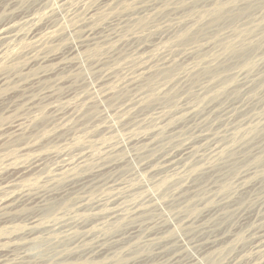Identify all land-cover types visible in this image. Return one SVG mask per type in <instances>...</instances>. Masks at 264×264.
<instances>
[{
  "label": "bare ground",
  "instance_id": "1",
  "mask_svg": "<svg viewBox=\"0 0 264 264\" xmlns=\"http://www.w3.org/2000/svg\"><path fill=\"white\" fill-rule=\"evenodd\" d=\"M7 1L9 3L6 4L4 10L1 9L0 15L11 12L12 8L17 6L19 0ZM80 1L85 2L84 0ZM244 1L249 2L246 9L242 10V16H244L242 22L245 23L241 24L244 27L224 25L209 33L212 37L208 41H214L212 46L215 45V47L219 46L220 48V53L217 52L218 54L215 56L210 51L212 49L209 50L210 52L206 51L209 49L208 46H205L206 43H204L206 50L203 48L204 46L200 47L199 50H195L199 47L197 43L201 46L199 41L196 40L197 37L191 39V41L187 39L186 35L190 32L195 34L197 32L207 33L202 26L207 22L209 16L210 20L216 21L229 15L231 12H229L228 5L233 0H215L199 15L185 20L180 18L178 25L174 21L176 22L175 26H179V31H175L177 34L175 33L170 41L174 44L177 43V45L179 43L196 44L197 46L195 45L196 48L194 49L196 57L194 55V57H190L187 53L189 51L186 52L187 54L183 53L184 55L172 57H170V53V56L165 53L162 54V51L159 53L161 55L158 59L155 60L157 64L153 65V69L151 67L147 73L144 70L145 76L143 75L142 78L140 74H137L136 77L133 73L134 77L130 78L126 74L128 78H124V80L122 78L123 82H119L117 86L108 85L110 84L109 79L112 78V74L111 78L106 76L108 72L106 61L110 59L108 54L103 55L104 57H100L95 62L93 61L94 63L91 62V57V61L88 59L91 62L89 63V72L92 76L95 75L101 64L102 68L106 67L107 69L106 74L102 72L105 75L102 77L103 79L98 74V77L96 75L97 79L93 78V82L95 81L97 85L95 83L91 84L95 85L92 89L88 85L85 86V90L82 88L76 89V86L78 88V85H80L77 84L74 87L72 86L76 91L73 92L72 90L71 93L69 92L71 89L69 91L67 89L66 94L63 96L61 94L63 101L57 100L60 99L58 95L56 96L58 98L55 99V92L57 90L60 92L61 87L71 83L72 77L75 80V73L77 74V71L80 72L84 67L79 62L80 59L77 61L75 56L82 52L87 56L91 47L94 46L93 48L98 49L99 45H106L115 40L116 34L113 31L110 32L111 30L109 31V25L98 23L103 26L101 31L86 28L81 33L83 35H80L78 40L76 39V43L72 42L73 44L70 47L67 46L69 49L67 48L68 51L65 54L61 52V54L55 53L48 57L38 56L27 69L31 71L30 73H33L32 69L35 68L40 71L37 70V75L33 78L30 77L32 79L29 78L30 74L28 73V80H30L27 84L25 80V85L23 81L19 80L23 85L21 84V87H19L16 84L19 88L14 87L17 90L16 92L12 90L13 95L8 89L9 93L4 89L10 96L6 98L4 92L5 99H0V112L7 110L15 113L14 109L20 107L29 116L25 118L21 115L17 121L14 118L15 122L11 121L13 124L7 129L5 127L0 128V156L4 153V151L2 153V150L5 147L11 148L15 142L21 140L20 143L25 144L26 140L33 137L37 138L40 135L42 136L41 133H46L49 126L46 125L47 128L43 127V123H41V126L40 122L36 124V119L39 116L40 120L41 117H47L46 113L50 114L48 119L52 117L51 115L54 117V121H50V123L54 122L53 126L52 124L48 125L52 129L51 133L56 135L51 134L55 141L61 134L62 139L63 134H72L68 138L65 137L67 139L70 137V141L75 142L74 145H78L77 148H79L75 151L67 149L73 145V143L68 144V142L69 146L62 148L61 144L65 145L66 142L63 139L64 142L60 144L62 147L59 145L62 149L60 148L55 152L56 148L53 146L55 148L53 153H45V155L42 153V149L46 148L47 143L51 147L50 142L45 140L46 145L39 147V144L35 143L33 138L31 141L33 140L38 147L34 144L36 148L31 146L30 149L29 144H31V141L27 143V147L22 145V149L20 148L21 145L17 146L16 144L20 148L19 150H22L21 153L23 154L21 156L18 154L21 158L17 157V154L15 157V153H13L14 157L11 156L10 158L9 153L7 155V158H10L9 163H3L4 161L0 160V264H264V186L262 184L264 182V100L263 103L256 102L259 101L258 98L255 101L257 95L264 94V70L262 72L261 67L260 71L262 73H257V67L255 74L252 75L251 72V75L249 73V76L245 75V70H254L256 61L260 60L264 63V40L259 39L260 35L258 36V34L263 35L264 32V13L262 12L263 15L261 14L259 22L258 17L254 18L257 14L254 15L248 11L251 1ZM126 2L125 0H117L113 3L122 7L120 9L119 6L116 7L117 10H120V14L131 6L129 4L133 0L129 4L128 0ZM137 2L135 5H137ZM139 2L138 5L141 6ZM153 2L152 4H155ZM143 3L144 6L145 3ZM161 3L159 4L162 5L163 3ZM27 4L29 3L27 2ZM107 4L113 6V4ZM4 5L2 3L0 7ZM98 5L100 4L98 3ZM23 8L26 10L25 7ZM78 8L80 9L79 6ZM97 8L98 6L91 9L89 13L95 10V12L100 11ZM146 8L148 9V7ZM152 8L150 7V11ZM29 9L31 10L30 7ZM113 9L114 7L111 10ZM164 9L166 10V8ZM115 10H113L114 13ZM161 10L158 9L157 11L161 13ZM101 11L103 12V10ZM101 11L100 15L97 13L96 20L91 21V24L101 20ZM154 11L156 10L154 9ZM105 12L108 13L106 9ZM113 15L111 14L112 17ZM119 16L115 15L114 18ZM135 16L137 17V15ZM71 17L72 15L70 19ZM121 17L116 20H120ZM150 17L152 18V16L146 18L150 20ZM114 18L113 20H115ZM25 19L23 18L24 21ZM89 19L91 18L88 17L86 20L89 22ZM110 19L108 18V20ZM133 19L135 18L133 17ZM11 20L0 26V71H13L12 73L18 74V72L22 73L24 71H20L18 65L12 66V64L6 65V63H9L11 59L12 62H18L21 59L20 54L27 47L28 37L23 35L22 31L18 29V25L14 21L15 24L11 22ZM128 20L131 21L129 18ZM143 20L138 19V25L143 23ZM124 21L123 25H126ZM132 22H130V25ZM87 23L83 22L81 24ZM167 24L168 22L166 26ZM69 25H71V22ZM82 25H79L78 28ZM138 25L137 27H139ZM145 25L147 24L145 23ZM47 26V24H44V29ZM161 26L160 24L158 28ZM43 27L37 30L31 28L29 36L37 38V41L38 37L42 39L44 37V40L47 39L45 38V31L42 30ZM114 27L113 29H115ZM62 28L64 29V27ZM100 28L101 26L98 29ZM117 28H120V25ZM152 28L154 29V27ZM53 29L51 32H54ZM56 29L58 30L59 27ZM148 30L146 31L148 32ZM77 31H73V34L77 35L78 33H75ZM134 31L136 32V30ZM146 31H143V33H146ZM55 32L54 35H52L53 33L50 35L48 32L47 35L55 37ZM169 32L171 33V31ZM129 35L131 34L129 33ZM256 36L259 40L252 41L251 38ZM135 38L136 36L134 40ZM164 38H162V44L166 43ZM131 39L133 38L131 37ZM118 42L120 41H117L120 46ZM135 44L130 45L133 47ZM37 45L39 46V44ZM61 45L64 48L66 47V44ZM124 45L127 46L125 43ZM141 45L139 44V46ZM185 45L180 46V48L183 49ZM174 46L172 45L173 49H175ZM9 49L11 50L7 53ZM99 49L98 51H100ZM58 51L61 50L58 49ZM39 53L37 51L36 54ZM132 53H129V56ZM239 53H243V55ZM41 54L43 55V53ZM142 54L140 52L138 55ZM98 56L96 55V57ZM148 56H151V54ZM34 57L36 56L34 55ZM119 57L120 60L118 61H121L122 58ZM227 57L228 59L230 57L239 58L240 62L237 61L239 65H223ZM195 58L201 59V62L206 65L201 68L199 66L198 70L195 65L194 70H192ZM154 59H152L153 64L155 63ZM5 60L7 61L4 62ZM113 60L109 61L113 63ZM142 60L144 62V59ZM22 61L25 60L21 59L19 62ZM146 62L148 64V60ZM122 64L120 65L123 67L124 65L127 66L126 63ZM139 64L141 65V63ZM118 67L122 68L121 66ZM236 68L238 70L233 72ZM133 69L135 70V67ZM143 69L141 70L143 71ZM129 70L131 71V68ZM139 70L140 68L137 69V71ZM81 73L83 72L81 71ZM112 73H115V70ZM141 73L143 74V72ZM78 74L80 75V73ZM200 74L209 77L207 78L209 81L203 80L202 84L195 86L202 79H200ZM118 75L117 72L116 77ZM18 76L15 79H19ZM65 76L67 78H64ZM92 76L90 79H92ZM6 77H0V91L8 82H6L8 78ZM82 79L84 80V78ZM10 80L12 81V78ZM184 81L187 89L191 92H188L184 86L179 87ZM115 82H117V79ZM87 83H89L88 80ZM68 86H71V84ZM183 96L187 99H184ZM141 97H143L142 101ZM191 98L193 101H191ZM252 101L256 103L253 104ZM51 119L53 120V118ZM42 120L44 121V119ZM141 128L143 129L141 130ZM119 129L122 130V136H115V134L114 136H107V134H113ZM49 136L48 134L47 137ZM258 137L263 140L260 141V139H257ZM58 143L60 142L58 141ZM15 152L18 151L15 149ZM27 211L30 212L28 215H21L23 212L28 213Z\"/></svg>",
  "mask_w": 264,
  "mask_h": 264
},
{
  "label": "rangeland",
  "instance_id": "2",
  "mask_svg": "<svg viewBox=\"0 0 264 264\" xmlns=\"http://www.w3.org/2000/svg\"><path fill=\"white\" fill-rule=\"evenodd\" d=\"M3 1V2H2ZM29 3V4H27V2ZM67 2V3H64V2ZM85 2H83V1H80V0H69V2H68V0H62V2H61V0H19L18 1V3H17V6H15V7H13L12 9V11L11 12H8L6 15H0V26L1 25H3V24H5V23H8L10 20H11V18H13L12 20H11V22H15L16 23V25H18L17 27H18V29L20 30V31H22V33H23V35H27L26 37H28L27 39H28V42H26L27 43V47L22 51V53L20 54V56H21V59H23V60H25V61H22V62H19V61H21V59L17 62V61H15L16 62V64H15V62H12V59H11V61L9 62V63H6V65H11L12 64V66H15V65H18V67L20 68V71L21 70H23L24 72H18V74L16 73H12L13 71H5V70H2V71H0V77H6L7 79H6V82L8 83V85H7V83L5 84V86L3 87V88H1L2 90V93H1V91H0V94H1V98L0 99H5V95L7 96L6 98H8L10 95L8 94L9 92L11 93V95H13L14 94V92H16V90L19 88V87H21V84L22 83H20V81L19 80H21V82L23 81V84L25 85V83L27 84V82H29V80L30 79H32L34 76H36L37 75V70H39V69H32L33 70V73H30L31 71H29L28 69H27V67H29V65L31 64V62H33L34 60H36L37 58H38V56L39 57H42V56H44V57H48V56H52V55H54L55 53H59V54H61V52H62V54L64 53H66L68 50H67V48L69 49V47L73 44V43H76L77 42V40H78V38L80 37V35L82 36L83 34H81L82 32H84V30L86 29V28H88V29H92V30H99V31H101L102 30V28H103V26L102 25H109L108 26V28H109V31L110 32H112L113 31V33L114 34H116V38H115V40L113 41V42H109V43H107L106 45H99L98 46V49L101 51H98V49L97 48H93V47H91V50H88L87 52H88V54H87V56H86V54L84 53L83 54V52L82 53H79L77 56H75V58H76V60L78 61L79 59V62H81L83 65H84V67H82V69H81V71L83 72V73H81V71L79 72V71H77L78 73H80V75L77 73H75V75H76V77H75V80H74V78L72 77L71 78V83H69V84H67V85H65V86H63V87H61V91L59 92L58 90H57V92H55V99L56 98H58V97H60V99L58 98L57 100H59V101H63V97H61V94H62V96L64 95V94H66L70 89V91L69 92H71L72 93V90H73V92H74V90L76 91V89H79V88H82V89H86V87H87V85H88V87L90 88V86H91V88L90 89H92L95 85H97L96 83H95V81L93 82V80L96 78V75H97V77L99 76L101 79H103L102 77H104L105 75L104 74H106V72H107V69H108V72H107V75L106 76H111V74H112V78H114L113 80H112V78L111 79H109V81H110V84H108V85H113V86H117L118 84H119V82H123V80H124V78H130V77H134V76H138L139 74L141 75V78L143 77V75H144V72L146 71V73L148 72V70H150V68L152 67V69H153V65H156L157 63V61H155L156 59H158V57L161 55V54H159L160 52H162V54H166V55H168V56H170V54H171V56L170 57H172V56H175V55H184L187 51H189V52H187V53H189V55H190V57H194L195 56V53H196V51H194V49L196 48V46L198 45L199 47L198 48H196L195 50H199L200 49V47L202 48L205 44L204 43H206V47L208 46V48L209 49H207L205 46L203 47V48H205V50L206 51H209L210 49H212V50H210L211 52H212V54L215 56V55H217L218 53H220V48H219V46L218 47H215V45H213L212 46V44H214V41H208L209 40V38H211L212 37V35H210L209 33H211V32H213V31H215V30H217V29H219V28H221L222 26H229V27H241V26H243L242 24H244L245 22L243 21L242 22V20H243V18H244V16H242L243 14H242V10H244V9H246V5H248V3L249 2H245L244 0H233V2L232 3H230L228 6H229V12H231V13H229V15H226V16H223V18L222 19H220V20H210V16H209V19L208 20H210V21H208L207 20V22L202 26V28H204V29H206V31H207V33L205 32V33H201V34H203L202 36L200 35V33L199 32H197L196 34L195 33H193V32H190V33H187V35H186V37H187V39L188 40H191V39H193V38H196L197 37V39L196 40H198L199 41V43L201 44V46L197 43V45L196 44H194V43H192V44H189V43H185V44H178L177 45V43H173V42H171L170 41V39L173 37V35H175V31H179V29H178V27L179 26H175V24H176V22H177V25L179 24V22H178V20L181 18V19H187V18H190V17H193V16H197V15H199L202 11H204V10H206L207 8H208V6L209 5H212V3H213V1H215V0H160V2H159V0L157 1H155V2H153L152 0L150 1V0H145V1H142V0H140V2H139V0H133V2H132V0H128V4L129 3H131V4H129V6L130 7H128V8H126V10L124 11V13H119L120 12V10H117L118 8H116V7H118L119 5H116V3L115 4H113L115 1L117 2V0H90L89 2H88V0H84ZM113 1V2H112ZM119 1V0H118ZM127 0H125V2H126ZM139 2V4H141V6L140 5H138V2ZM142 1V2H141ZM163 1V2H162ZM224 1H226V0H224ZM251 2V4L249 5V13L251 12V13H253L254 15H256V16H254V18L256 17H258V21L260 22V18H261V16L263 15V13H264V0H250ZM31 2V3H30ZM55 2H57V3H55ZM59 2H61L62 4H63V6H61L62 4L60 3L59 4ZM80 2H82V3H80ZM96 2V3H95ZM101 2V3H100ZM103 2H105L104 4H102ZM136 2H137V5H135L136 4ZM145 4H144V3ZM149 2H151V3H149ZM152 2L153 3H157L156 5L155 4H152ZM161 3L162 5H160L159 3ZM166 2H170L169 4L168 3H166ZM2 3L3 4H5L4 6H2V7H0V12L2 11V10H4L5 8H6V4H8L9 2L6 0H0V5H2ZM26 4V6H24V4ZM34 5H33V4ZM50 3V4H49ZM55 3V5H53ZM88 3V4H87ZM95 3V4H94ZM98 3L100 4V5H98ZM107 3H110V4H113V6H112V8L114 7V9L113 10H115V13H114V11L113 10H111L112 8H111V6L109 5V4H107ZM127 3V2H126ZM142 3L144 4V6L142 5ZM23 6V7H25L26 8V10L21 6V5ZM38 4V5H37ZM57 4V5H56ZM60 5V7H59V5ZM149 4H151V5H149ZM27 5H28V7H27ZM83 5V6H82ZM104 5V6H103ZM106 5H107V7H106ZM135 5V6H134ZM149 5V6H148ZM154 7H153V6ZM165 5V6H164ZM168 5V6H167ZM22 8H21V7ZM34 6V7H33ZM58 6V7H57ZM78 6L80 7V9L78 8ZM93 6H98V8H97V10L98 9H100V11L101 10H103V12L101 11V14H102V18H104V19H102L101 18V20H102V22H101V20H99L98 22H93L92 24H91V21H95L96 20V17L98 16V15H100V11L98 12H91L92 14H93V16H92V14L91 13H89V11H91V9H93V8H95V7H93ZM103 6V7H102ZM158 6V7H157ZM161 6V7H160ZM166 8V10L163 8ZM19 7V8H18ZM29 7L31 8V10L29 9ZM37 7V8H36ZM42 7H43V10H42ZM56 7V8H55ZM74 7H75V9H74ZM90 7V8H89ZM92 7V8H91ZM100 7V8H99ZM134 7V8H133ZM140 7H141V9H140ZM146 7H148V9L146 8ZM150 7L152 8L151 9V11H150ZM157 7V8H156ZM160 7V8H159ZM170 7V8H169ZM17 8H18V10H17ZM51 8V9H50ZM53 8V9H52ZM72 8V9H71ZM84 8V9H83ZM104 8V9H103ZM108 8V9H107ZM120 8H122L121 6H119V9ZM137 8V9H136ZM146 8V9H145ZM168 8V9H167ZM2 9V10H1ZM17 11H16V10ZM24 9L25 10V12H23L22 10ZM29 9V10H28ZM34 9V10H33ZM77 9V10H76ZM105 9H106V11L108 12L107 14H106V12H105ZM132 9V10H131ZM136 9V10H135ZM154 9L157 11L158 9L159 10H161V13L160 12H156V11H154ZM20 10V11H19ZM36 10V11H35ZM58 10V11H57ZM60 10V11H59ZM71 10H73V11H71ZM76 10V11H75ZM81 11L80 13L78 12V11ZM88 11V13H87V11ZM109 10H111V12H113V13H111V12H109ZM134 10V11H133ZM138 10H139V12H138ZM149 10V11H148ZM164 10V11H163ZM22 11V12H21ZM30 11V12H29ZM70 11V12H69ZM131 11V12H130ZM141 11H143V12H141ZM147 11H148V13H147ZM16 12V13H15ZM20 12V13H19ZM34 12V13H33ZM43 14H41V13ZM48 13V14H45V13ZM65 12V13H64ZM75 12V13H74ZM77 12V13H76ZM121 12H123V10H121ZM146 12V13H145ZM156 12V15L154 14ZM260 12V13H259ZM263 12V13H262ZM11 13H12V15H11ZM30 13V14H29ZM35 13H37L36 15H35ZM73 13V14H72ZM95 13V14H94ZM97 13H99L98 15H97ZM103 13H105L104 14V16H103ZM117 13V14H116ZM129 15H128V14ZM135 13V14H134ZM136 13H139V14H136ZM256 13V14H255ZM258 13H259V16H258ZM14 14V15H13ZM18 14H19V16H18ZM22 14H25V15H22ZM30 16H29V15ZM57 14V15H56ZM60 14H62V15H60ZM89 14V15H88ZM90 14H91V17H90ZM111 14L113 15V14H115L116 16H119V15H121V16H126V17H124V20H123V17H121V16H119V17H115L114 18V16L115 15H113V17L111 16ZM124 14V15H123ZM141 14H142V16H145V17H142L141 16ZM144 14V15H143ZM152 14H154V15H152ZM262 14V15H261ZM8 15H10V16H8ZM46 15V16H45ZM58 15H59V17H58ZM72 15V17H71V19H70V16ZM74 15V16H73ZM76 15H78V16H76ZM86 15V16H85ZM97 15V16H96ZM110 15V16H109ZM131 15H132V18H131ZM135 15H137V17L135 16ZM141 17H140V16ZM147 15V16H146ZM249 15H251V14H249ZM3 16V17H2ZM12 16V17H11ZM26 17V19H25V17ZM27 16H29L28 18H27ZM36 16V17H35ZM64 16V17H63ZM66 16V17H65ZM149 16H152V18L150 17L149 19L150 20H148L147 18L149 17ZM155 16V17H154ZM6 17H8V18H6ZM14 17H15V19H14ZM21 17H23L24 19H25V21L23 20V18H21ZM41 17V18H40ZM43 17H44V20H43ZM46 17V18H45ZM55 17H56V19H55ZM80 17V18H79ZM82 17V18H81ZM89 17V18H91V19H89V22L86 20L87 18ZM93 17V18H92ZM121 17V19L120 20H116V19H119ZM133 17L136 19H133ZM147 17V18H146ZM154 17V18H153ZM20 18V19H19ZM33 18V19H32ZM65 18H67V19H65ZM79 19L78 21L76 20L75 21V19ZM107 18V19H106ZM108 18L110 19V20H108ZM113 18L115 19V20H113ZM126 18V19H125ZM128 18L131 20V21H129L128 20ZM173 18H174V20H173ZM176 18V19H175ZM3 19V20H2ZM5 19V20H4ZM9 19V20H8ZM19 19V20H18ZM21 19H22V21H21ZM48 19V20H47ZM83 19V20H82ZM93 19V20H92ZM133 19V20H132ZM143 20V19H145V20H143V23L145 22L147 25H145V23L143 24V23H141L140 25H138V22H137V20ZM147 19V20H146ZM151 19H153V21H151ZM171 19H172V21H173V23H172V21H171ZM7 20H8V22H7ZM52 20V21H51ZM86 20V21H85ZM105 22H104V21ZM107 20V21H106ZM111 20H112V22H111ZM122 20V21H121ZM166 20H168V21H166ZM38 21V22H37ZM43 21V22H42ZM48 21V22H47ZM49 21H50V23H49ZM67 21V22H66ZM74 21L76 22V24H77V26H76V24L74 23ZM81 21V22H80ZM113 21H115V22H113ZM123 21L124 22H126V25H123L124 23H123ZM129 21V22H128ZM134 23H133V22ZM136 21V22H135ZM174 21H176V22H174ZM181 21H183V20H181ZM223 21V22H222ZM13 22V23H14ZM22 22V23H21ZM35 22H37L36 24H35ZM41 22V23H40ZM53 22V23H52ZM63 22V23H62ZM71 22V25H69V23ZM73 22V23H72ZM83 22H85V23H87V24H84V25H82L83 24ZM107 22H109V23H107ZM111 22V23H110ZM130 22H132L131 23V25L133 26H131L130 25ZM148 22H150V23H148ZM152 22H154V23H152ZM164 22V23H163ZM168 22V24H167V26H168V28H167V26H166V23ZM14 23V24H15ZM19 23V24H18ZM56 23H58L59 24V26H58V24H56ZM79 23V24H78ZM82 23V24H81ZM99 23H101L102 25H99L98 24V26H97V24ZM114 23V24H113ZM118 23V24H117ZM135 23H136V26H135ZM172 23V24H171ZM242 23V24H241ZM39 24V25H38ZM44 24H47L48 26L44 29ZM90 24V25H89ZM96 24V25H95ZM112 24V25H111ZM117 24V25H116ZM151 26H149V25ZM160 24L162 25V26H164V27H159L158 28V26H160ZM174 24V25H173ZM227 24V25H226ZM40 25H41V27H40ZM50 25H51V27H50ZM64 25V26H63ZM74 27H73V26ZM79 25H82V26H80L79 28H78V26ZM119 25H120V28H117V27H119ZM127 25H129V26H127ZM137 25L139 26V27H137ZM154 25V26H153ZM157 27H156V26ZM171 25V26H170ZM173 25V26H172ZM240 25V26H239ZM35 26V27H34ZM40 28H42L43 27V29L42 30H44L45 31V38H47V39H45L44 40V37H43V39L40 37H38V41H37V38H31L30 36H29V34H30V32H31V28L33 29V30H37V29H40ZM61 26V27H60ZM71 27L70 29H69V27ZM83 26H85V27H83ZM91 26H93V27H91ZM101 26V28L100 29H98L99 27ZM114 26H116V27H114ZM121 26H122V29H121ZM125 26V27H124ZM127 26V27H126ZM142 26V27H141ZM149 27V28H144V27ZM166 26V27H165ZM175 26V27H174ZM38 27V28H37ZM57 27H59V29L57 30L56 28ZM62 27H64V29L62 28ZM96 27V28H95ZM98 27V28H97ZM113 27L115 28V29H117V30H115V29H113ZM124 27V28H123ZM152 27H154V29L152 28ZM156 27V28H155ZM173 27V28H172ZM177 27V28H176ZM244 27V26H243ZM48 28V29H47ZM50 28H54L53 30H54V32H55V30H56V32H55V37L54 36H51L50 37V35L52 34V35H54V32H51L52 31V29H50ZM66 28V29H65ZM76 30H75V29ZM78 28V29H77ZM112 28V29H111ZM126 28V29H125ZM131 28H132V30H133V33H132V30H131ZM134 28V29H133ZM140 28V29H139ZM142 28V29H141ZM162 28H164L163 29V31H162ZM166 28V29H165ZM72 29V30H71ZM80 29V30H79ZM82 29H83V31H82ZM118 29H120L119 31H118ZM127 29H129L128 31H126ZM148 30V32L146 31V30ZM156 29V30H155ZM170 29H172V30H170ZM174 29V30H173ZM229 29V28H228ZM230 29H233V28H230ZM32 30V31H33ZM47 30V31H46ZM50 30V31H49ZM59 30H60V32H59ZM64 30V31H63ZM78 30V31H77ZM108 30V29H107ZM115 30V31H114ZM131 30V31H130ZM134 30H136V32L134 31ZM142 30V31H141ZM165 30H166V32H165ZM71 33H70V32ZM73 31H77V32H75V33H78L77 35H75V34H73L74 32ZM81 31V32H80ZM108 31V32H109ZM143 31H146V33L144 32L143 33ZM169 31H171V33L169 32ZM48 32H49V34L50 35H47L48 34ZM58 32V33H57ZM98 32V31H97ZM117 32V33H116ZM134 32H135V34L137 33V35H135L134 34ZM161 33V34H158V33ZM173 32V33H172ZM228 32V31H227ZM255 32H257V31H255ZM63 35H62V34ZM80 33V34H79ZM129 33L131 34V35H129ZM142 33V34H141ZM167 33V34H166ZM199 33V34H198ZM59 34V35H58ZM66 34V35H65ZM104 34H106V32H104ZM119 34V35H118ZM128 34V35H127ZM141 35V37H140V35ZM163 34V35H162ZM165 34V35H164ZM171 34V35H170ZM177 34V33H176ZM204 34H205V36H204ZM208 34V35H207ZM69 35V36H68ZM100 35H102V34H100ZM142 35H144V36H142ZM160 35L162 36V38H164V36H166L164 39H165V41L164 42H166V43H164V44H162L163 43V40H162V38L160 39ZM170 37H169V36ZM196 35V36H195ZM210 35V36H209ZM260 35V36H259ZM48 36V37H47ZM61 36V37H60ZM74 36H76V37H74ZM78 36V37H77ZM136 36V38H135V40H134V37ZM159 36V37H158ZM168 36V37H167ZM200 36V37H199ZM258 36H259V39H262V40H264L263 38H264V32H263V35L262 34H258ZM258 36H256L255 38H251V39H253L252 41H257V39H258ZM262 36V37H261ZM60 37V38H59ZM74 37V38H73ZM121 37H122V39H121ZM131 37L133 38V39H131ZM138 37H140V38H138ZM142 37H143V39H142ZM202 37V38H201ZM205 37V38H204ZM54 40H53V39ZM57 38V39H56ZM63 38V39H62ZM156 38H158V39H156ZM167 38H168V40H167ZM200 38V39H199ZM205 40H204V39ZM27 39H26V41H27ZM31 39H33L32 41H35V42H32V41H29V40H31ZM35 39V40H34ZM42 40V41H40V40ZM50 39V40H49ZM74 39H75V41H74ZM77 39V40H76ZM127 39V40H126ZM129 39V40H128ZM159 39H160V43H159ZM256 39V40H255ZM258 39V40H259ZM44 40V41H43ZM56 40V41H55ZM65 41V43H64V41ZM73 40V41H72ZM122 40H124L125 42V44H127V46L126 45H124V43H123V41ZM141 40V41H140ZM157 40V41H156ZM203 40V45H202V43H201V41ZM46 41V42H45ZM60 41V42H59ZM71 41V42H70ZM116 41V42H115ZM117 41H120V42H118V43H120V46H121V48H120V46H119V44H117ZM122 41V42H121ZM129 41H131V42H129ZM137 41V42H136ZM167 41H169V42H167ZM192 41V40H191ZM32 42V43H31ZM50 42H51V44H50ZM55 42V43H54ZM63 42V43H62ZM68 42V43H67ZM73 42V43H72ZM115 42V43H114ZM141 42V43H140ZM155 42H157L159 45L157 46V43L156 44H154ZM207 42H209V43H207ZM31 45H30V44ZM35 43V44H34ZM49 43V44H48ZM54 43V44H53ZM58 44V45H55V44ZM136 43V44H135ZM142 44L141 46H139V44ZM167 43H170V44H167ZM37 44H39V46H41V47H39ZM43 44H45V45H47L46 47H45V45H44V47H43ZM61 44H63V45H65L66 47L64 48ZM68 44H70V45H68ZM109 44V45H108ZM112 44V45H111ZM113 44H114V46H113ZM129 44V45H128ZM130 44H135V45H133V47H134V49H133V47H132V45H130ZM146 44V45H145ZM151 44V45H150ZM152 44H153V47H152ZM194 44V45H193ZM211 44V45H210ZM29 45V46H28ZM52 45H54L55 47H53ZM118 45V47H116ZM165 45H167V46H165ZM170 45H171V48L173 49V47H172V45L174 46V48L176 49H173V50H170L171 48H170ZM183 45H185L184 46V51H182L183 49H182V47L180 48V46H183ZM191 45V46H190ZM192 45H193V47H192ZM31 46V47H30ZM34 46V47H33ZM38 46V47H37ZM63 47V50H62V47ZM67 46H69V47H67ZM101 46V47H100ZM103 46H104V48H103ZM111 46V47H110ZM113 46V47H112ZM131 46V47H130ZM138 46V47H137ZM143 46V49L141 50V47ZM150 47V49H149V47ZM160 46V47H159ZM164 46V48H162ZM217 46V45H216ZM29 47H30V49H29ZM49 49H48V48ZM51 47V48H50ZM123 47H126V48H129V49H126V48H124L123 49ZM137 47V48H136ZM140 47V48H139ZM147 47V48H146ZM156 47V48H155ZM166 47V48H165ZM177 47H178V49L179 50H181L180 52H182V53H180L179 52V50L177 49ZM186 47V48H185ZM188 47H189V49L191 50V52H193V53H191L190 52V50L188 49ZM32 48V49H31ZM42 48H43V50H42ZM45 48V49H44ZM46 48H47V51H46ZM93 48V49H92ZM108 48V49H107ZM117 50H116V49ZM120 50H119V49ZM144 48H146V49H144ZM214 48H215V51H216V53H215V51H214ZM218 48V49H217ZM35 49V50H34ZM39 49H40V53H39ZM54 49V50H53ZM58 49L59 50H61V51H58ZM104 49V50H103ZM123 49V50H122ZM151 49H153V50H151ZM155 49V50H154ZM164 49V50H163ZM188 49V50H187ZM11 49H9L8 51H7V53L10 51ZM52 50V51H51ZM65 50V51H64ZM102 50H103V52H102ZM105 50H106V52H105ZM131 52H130V51ZM144 50H148V52L146 53V51H144ZM167 50V51H166ZM175 50V51H174ZM27 51V52H26ZM36 51V52H35ZM37 51H38V53L39 54H36L37 53ZM44 51V52H43ZM50 51V52H49ZM58 51V52H57ZM94 51V52H93ZM107 51H109L108 53H107ZM120 51V53L122 54H120V53H118ZM122 51V52H121ZM125 53H124V52ZM127 51H129L128 52V54H126L127 53ZM139 51V52H138ZM144 51V52H143ZM153 51H155V52H153V54H152V52ZM159 51V52H158ZM166 51V52H165ZM168 51H170V52H168ZM209 51V52H210ZM24 52H26V53H24ZM31 52H33L34 53V55L36 56V57H34V55H33V53H31ZM52 52V53H51ZM86 52V53H87ZM92 52V53H91ZM99 52V53H98ZM105 52V53H104ZM114 52V53H113ZM134 54H133V53ZM141 52V54L142 53H144V54H142V55H138L139 53ZM151 52V53H150ZM173 52V53H172ZM177 54H176V53ZM215 54H214V53ZM218 52V53H217ZM30 53V54H29ZM41 53H43V55L41 54ZM45 53V54H44ZM95 53H98L99 54V56H98V54H95ZM129 53H132V54H130V56H129ZM138 53V54H137ZM149 53V54H148ZM168 53V54H167ZM170 53V54H169ZM184 53V54H183ZM186 53V54H187ZM26 54V55H25ZM48 54V55H47ZM105 54H108V58H110V59H108L107 61H106V67H107V69H106V67L105 68H102V66H101V64L99 65V67H100V69H98V73L97 72H95V75L93 74V76H92V74L89 72V63H91V62H95L97 59H100V57H102L103 55L105 56ZM109 54H110V57H109ZM116 54H117V56H118V59H117V56H116ZM118 54H120V55H118ZM151 54V56H148V55H150ZM154 54H157V55H154ZM173 54V55H172ZM239 54H242L243 55V53H239ZM7 55V54H6ZM23 55V56H22ZM89 55H90V58H89ZM96 55L99 57H96ZM113 55V56H112ZM131 55H132V57H131ZM135 55V56H134ZM145 55H147V57H145ZM152 55H153V57H152ZM194 55V56H193ZM19 56V55H18ZM80 56V57H79ZM103 56V57H104ZM119 56H121V61H118V60H120L119 58ZM123 56H125L126 58H124ZM138 56V57H137ZM142 56V58H140ZM30 57H33V58H30ZM86 57V58H85ZM91 57H92V61H91ZM95 57H96V59H95ZM113 57V58H112ZM116 57V58H115ZM135 57H136V60H135ZM143 57H145V58H143ZM149 57V58H148ZM196 57V56H195ZM35 58V59H34ZM83 58V59H82ZM112 58V59H111ZM115 58V59H114ZM127 58H128V60H127ZM131 58H133V60H131ZM155 58V59H154ZM237 57H230L229 59H228V57L225 59V61L223 62L224 64L223 65H226V66H230V65H235V66H238L239 65V58H237ZM28 59H29V61H28ZM31 59H33V60H31ZM85 59V60H84ZM91 61V62H89V60ZM114 59V60H113ZM125 59H126V61H125ZM139 59H140V61H139ZM142 59H144V62H143V60ZM152 59H154V64H153V60ZM210 60H211V58H209ZM26 60H27V62H26ZM84 60V61H83ZM109 60H113V63L111 62V61H109ZM123 60V61H122ZM142 60V61H141ZM148 60V64H147V61ZM152 62H151V61ZM7 60H5L4 62H6ZM86 61H88V62H86ZM118 61V62H117ZM129 61H130V64H129ZM189 61H190V59H189ZM237 61H239V62H237ZM12 62V63H11ZM27 64H26V63ZM30 62V63H29ZM84 62V63H83ZM93 62V63H94ZM108 62H111V63H109V64H107ZM117 62V63H116ZM138 62V64L139 63H141V65L139 64H136ZM146 63V64H143V63ZM151 62V65L149 64ZM193 62V61H192ZM201 62V59L199 60V58L198 59H196L195 58V61H194V64L192 65V66H194L193 67V69L192 70H194V68H195V65H196V67H197V70L199 69V68H201V67H203L204 65H206V64H203L202 62ZM260 60H258V61H256V63H255V65H254V70L253 71H246L245 70V75H248V73H249V75H253V74H255L256 73V70H257V73H259V72H263V70H264V63L261 61L260 63ZM87 63H88V65H87ZM99 63H101V62H99ZM114 63H116V64H114ZM122 63H126L127 64V66H125L124 65V67L122 66L123 64ZM53 64V63H52ZM103 64H105V63H103ZM102 64V65H103ZM120 64H122V65H120ZM133 64V65H132ZM138 65V66H140V67H138V66H136V65ZM203 64V65H202ZM110 65V66H109ZM112 65V66H111ZM115 65H117V66H115ZM130 65H131V67H130ZM22 66H24V67H22ZM86 66H88V67H86ZM118 66H121L122 68H123V70H122V68H119ZM143 66H145V67H143ZM200 66V67H199ZM231 66V67H232ZM256 66V67H255ZM260 66V67H259ZM98 67V68H99ZM112 67H114V68H112ZM117 67V68H116ZM135 67V70L133 69ZM144 69H143V68ZM148 67V68H147ZM199 67V68H198ZM258 67V68H257ZM263 69H262V68ZM131 68V71L129 70ZM138 68H140V73H139V71H137V69ZM147 68V69H146ZM257 68V69H256ZM260 68H261V71H260ZM26 69V70H25ZM86 69V70H85ZM103 69H106V70H103ZM110 69H111V71L113 72L114 70H115V73H112L111 71H110ZM141 69H143V71L141 70ZM256 69V70H255ZM101 72H100V71ZM117 70V71H116ZM122 70V71H121ZM132 70H134V71H137V72H132ZM145 70V71H144ZM203 70V69H202ZM238 70V68H236V69H234L233 70V72L234 71H237ZM40 71V70H39ZM105 71V72H104ZM119 71H121V72H119ZM36 72V73H35ZM104 74H103V73ZM117 72L119 73V75L116 77V74H117ZM123 72H125V73H123ZM131 72V73H130ZM141 72H143V74L141 73ZM252 72V73H251ZM261 72V73H262ZM4 75H3V74ZM9 73V74H8ZM28 73L30 74L29 75V78L30 77H32V78H30L29 80H28ZM34 73H35V75H34ZM39 73V72H38ZM102 73V74H101ZM133 73H134V76H133ZM251 73V74H250ZM20 74V75H19ZM22 74V75H21ZM24 74H25V78H27V79H25L24 78ZM82 74V75H81ZM86 76H84V75ZM99 74V75H98ZM115 74V75H114ZM121 74H125V76H121ZM126 74H127V76H126ZM130 74V75H129ZM138 74V75H137ZM201 74H202V72H201ZM200 74V75H201ZM10 75H11V78H12V81L10 80L11 78H10ZM19 75V76H18ZM90 75V76H89ZM132 75V76H131ZM248 75V76H249ZM19 77V79L17 78V79H15L16 77ZM67 77H68V75H66ZM64 77V78H67V77ZM80 76H81V78H80ZM91 76H92V79H90L91 78ZM145 76V75H144ZM23 77V78H22ZM95 77V78H94ZM119 77V78H118ZM206 77V78H205ZM82 78H84V80L82 79ZM94 78V79H93ZM123 78V80H121ZM202 78V79H201ZM204 78V79H203ZM207 78H209V77H207L206 75L204 76V75H201V77H200V79H201V81H199L198 83H196V85L195 86H197L198 84H202L204 81H209ZM13 79H14V81H13ZM97 79V78H96ZM101 79H99L100 81H101ZM116 79H117V82H115L116 81ZM199 79V80H200ZM17 80V81H16ZM26 80V82L24 83V81ZM28 80V81H27ZM64 80V79H63ZM77 80V81H76ZM86 80V81H85ZM87 80H88V82L89 83H87ZM119 80V81H118ZM204 80V81H203ZM16 81V82H15ZM80 81H82V82H84V83H80ZM126 81H129V80H126ZM74 82V83H73ZM92 82V83H91ZM201 82V83H200ZM13 83V84H12ZM73 83V84H72ZM87 83V84H86ZM93 83H95V85L93 86V85H91V84H93ZM117 83V84H116ZM10 84H12V86H10ZM16 84H18L19 85V87H18V85L16 86ZM22 84V85H23ZM71 84V86H68V85H70ZM77 84H80V85H78V88H77ZM116 84V85H115ZM130 84V83H129ZM186 85V82L184 81L179 87H183L184 86V88H186L187 89V85ZM205 84H207V83H205ZM7 85V86H6ZM8 86H10L12 89L10 90V87H8ZM68 86V87H67ZM72 86L74 87V86H76V89L75 88H72ZM81 86V87H80ZM83 86V87H82ZM86 86V87H85ZM194 86V87H195ZM8 87V88H7ZM17 88V89H15V88ZM14 88V89H13ZM62 88H64L63 90H62ZM66 88V89H65ZM9 90V92H8V90H7V92L8 93H6L5 92V90ZM67 89H68V91H67ZM81 89V90H82ZM194 89V88H193ZM12 90H15L14 92H12ZM60 90V89H59ZM188 90V89H187ZM6 94H5V93ZM63 92V93H62ZM188 92H191V91H189L188 90ZM5 94V95H4ZM8 94V95H7ZM60 94V95H59ZM2 95H4V96H2ZM58 95V97H56ZM66 96V95H65ZM185 96V95H184ZM183 96V97H184ZM186 96H188V94H186ZM259 96V97H258ZM3 97V98H2ZM262 97V98H261ZM259 99V101H256V100H258ZM142 99H143V97H141V101H142ZM184 99H187V97H184ZM192 99V98H191ZM260 99H262V100H260ZM263 100H264V94H261V96H260V94L259 95H257V97H255V101L256 102H259V103H263ZM189 101H190V99H189ZM191 101H193V99L191 100ZM231 101V100H230ZM255 101H252L253 102V104L254 103H256ZM251 102V103H252ZM1 106H3V104H1ZM257 107V106H256ZM258 108V107H257ZM259 110V109H258ZM5 111H7V110H3V112H0V128L1 129H3L4 127L7 129L9 126H11L13 123L12 122H15V121H17L20 117H21V115H23V117H25V118H27L28 116H29V114L24 110H22L20 107H18V109H14V112L15 113H13V112H11V111H7V112H5ZM13 111V110H12ZM11 112V113H10ZM16 112H18V113H16ZM23 114H22V113ZM19 113H21L20 115H19ZM26 115H25V114ZM47 115V117H41L42 119H44V121L41 119H39L40 118V116L38 117V119H39V121H37L38 119H36V124L38 123L39 124V122H40V125H41V123H43L42 125H44L43 127H46V125H47V129L46 130H48V131H46V133L44 132V134L46 135H44L43 133H41L42 134V136H41V139H40V136H38L37 138H35V137H33V138H30V139H28V140H26L27 142H24L25 144H22V143H20V142H22L21 140L20 141H17V142H15V144L13 145V147H5L3 150H2V153H3V151H4V153L7 151H11V149H13V148H15L16 149V151H18L17 153L15 152V149H13V151H11V152H8V154H7V152L4 154H1V158H0V160L3 162V163H9L10 162V158H11V156H13L14 157V155H15V157H16V154H17V157H19V158H21L20 156H21V154H23V153H21V151L22 150H19L20 148L22 149L23 147H27L26 145H27V143H30V141H31V139H33L34 141H35V143L37 142L38 144H39V147H41V145L43 146V145H46V141H48V142H50V145H51V147H53L52 149H51V147H49V143H47V146H46V148H44V149H42V153H48V154H51V152L53 153V149H55V152L56 151H58V150H60V148L62 147V148H67L69 145L68 144H72L73 142L72 141H70L71 140V138L69 137V139H67L68 138V136H71L72 134H66V135H64L63 134V139H64V141H66L65 142V145L64 144H61V143H63L64 141H63V139H62V137H60V136H62V134L61 135H59L58 136V138L60 137L61 138V140H60V138H59V140H58V138H56V140L57 141H55V138H53V136H56L55 134H53V133H51V131H52V129L50 128V125H48V124H52V126H53V123L51 122L50 123V121H54V117H53V115H51L52 117H50V119L51 118H53V120L51 119H48V116H50V114L49 113H46ZM49 114V115H48ZM19 115V116H18ZM14 116H16V117H14ZM18 117V118H17ZM14 118H16V120L14 121ZM46 118V119H45ZM48 119V120H47ZM12 121V122H11ZM43 121V122H42ZM46 121V122H45ZM10 122V123H9ZM48 122V123H47ZM47 123V124H46ZM5 124H7V125H5ZM2 125H4V126H2ZM33 125V124H32ZM41 125V126H42ZM32 127V126H31ZM49 128H50V130H49ZM143 128H141V130H142ZM119 131H121V132H119ZM50 135L49 137H47V135ZM53 136H52V135ZM114 134H115V136L117 135V136H120L121 134H123L122 133V130L121 129H119L117 132H115V133H113V134H107V136L109 135H113L114 136ZM44 136V137H43ZM65 136H67V138L65 137ZM122 136V135H121ZM261 136H263V135H261ZM65 137V138H64ZM106 137V136H105ZM42 138H44L43 140H42ZM49 138V140H47ZM36 139V140H35ZM53 139H54V141H53ZM257 139H260V141H262L263 139H261V137L259 138H257ZM31 141V144H29L30 145V149H31V146H32V148H36L35 147V145L38 147V145L37 144H35L34 143V141ZM46 140V141H45ZM67 140H69V141H67ZM41 143H39V142ZM58 141L60 142V143H58ZM56 144H55V143ZM67 142H68V144H67ZM70 142V143H69ZM33 143V144H32ZM75 143V142H74ZM74 143H73V145H74ZM16 144H17V146H20L21 145V147L19 148V147H17L16 146ZM35 144V145H34ZM55 144V145H54ZM62 146H61V145ZM22 145H23V147H22ZM28 145V146H29ZM34 145V146H33ZM56 145H58V146H56ZM59 145L61 146V147H59ZM73 145H71L72 146V148H71V146H69V148H67V149H69V150H72V151H75V150H77L78 148H77V146L78 145H74V148H73ZM49 147V148H48ZM76 147V148H75ZM48 148V149H47ZM59 148V149H58ZM61 148V149H62ZM8 149V150H7ZM18 149V150H17ZM74 149V150H73ZM46 150V151H45ZM45 151V152H44ZM54 152V153H55ZM9 153H10V155H9ZM13 153H15L14 155H13ZM20 156H19V155ZM45 154V155H46ZM7 155H9V157L10 158H7L8 156ZM30 155H32V154H30ZM7 160H6V159ZM262 184H263V186H264V182H262ZM28 212V211H27ZM24 213V214H23ZM21 215H23V216H26V215H28L30 212H28V213H26V212H23ZM171 235H173V234H171Z\"/></svg>",
  "mask_w": 264,
  "mask_h": 264
}]
</instances>
